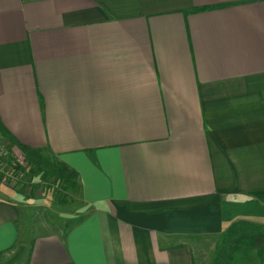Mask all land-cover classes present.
<instances>
[{"label": "crops", "instance_id": "1", "mask_svg": "<svg viewBox=\"0 0 264 264\" xmlns=\"http://www.w3.org/2000/svg\"><path fill=\"white\" fill-rule=\"evenodd\" d=\"M0 126L85 206L41 233L1 184L0 254L210 264L234 216L264 224V0H0Z\"/></svg>", "mask_w": 264, "mask_h": 264}, {"label": "rangeland", "instance_id": "2", "mask_svg": "<svg viewBox=\"0 0 264 264\" xmlns=\"http://www.w3.org/2000/svg\"><path fill=\"white\" fill-rule=\"evenodd\" d=\"M1 184L20 196L29 198L35 204H38V200H42L40 202H43V206L35 207L29 218L33 226L40 227L41 233L57 226L65 229L75 221L73 220L76 218L75 213L78 214L85 209L77 186L69 187L53 176H43L20 149L17 153L11 151L9 145L2 142L0 135V186ZM242 217H245L244 214H237L231 223L242 220ZM34 233L30 234L24 247L15 245V248L9 252L0 254V264H26L29 241ZM250 260L251 263L245 262L240 256L230 264H258L256 259Z\"/></svg>", "mask_w": 264, "mask_h": 264}, {"label": "trees", "instance_id": "3", "mask_svg": "<svg viewBox=\"0 0 264 264\" xmlns=\"http://www.w3.org/2000/svg\"><path fill=\"white\" fill-rule=\"evenodd\" d=\"M0 133L11 138L1 126ZM11 139L43 176H53L69 187L79 186L77 173L67 164L44 150L29 148ZM252 194L264 201V189L255 190ZM240 256L245 262L251 263L250 259L254 258L258 264H264V224L249 220L231 223L224 231L210 264H230Z\"/></svg>", "mask_w": 264, "mask_h": 264}]
</instances>
